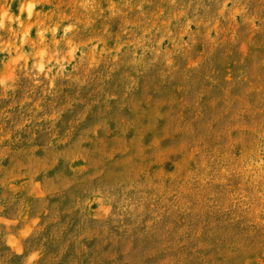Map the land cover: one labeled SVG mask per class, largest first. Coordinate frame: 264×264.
Returning a JSON list of instances; mask_svg holds the SVG:
<instances>
[{
    "label": "rangeland",
    "instance_id": "rangeland-1",
    "mask_svg": "<svg viewBox=\"0 0 264 264\" xmlns=\"http://www.w3.org/2000/svg\"><path fill=\"white\" fill-rule=\"evenodd\" d=\"M0 264H264V0H0Z\"/></svg>",
    "mask_w": 264,
    "mask_h": 264
}]
</instances>
